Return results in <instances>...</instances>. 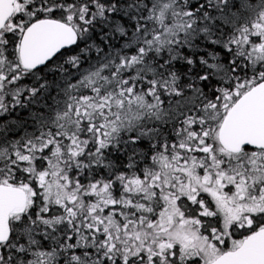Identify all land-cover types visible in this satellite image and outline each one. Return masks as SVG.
I'll use <instances>...</instances> for the list:
<instances>
[{"label":"snow or ice","instance_id":"obj_1","mask_svg":"<svg viewBox=\"0 0 264 264\" xmlns=\"http://www.w3.org/2000/svg\"><path fill=\"white\" fill-rule=\"evenodd\" d=\"M0 264H264V0H0Z\"/></svg>","mask_w":264,"mask_h":264}]
</instances>
